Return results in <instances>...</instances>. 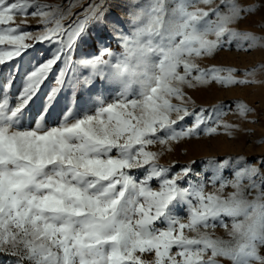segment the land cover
<instances>
[{
    "label": "snow or ice",
    "instance_id": "obj_1",
    "mask_svg": "<svg viewBox=\"0 0 264 264\" xmlns=\"http://www.w3.org/2000/svg\"><path fill=\"white\" fill-rule=\"evenodd\" d=\"M213 4L147 0L129 13L128 33L119 19L109 30V0L80 13L73 4L65 10L0 0V255L9 264H264V157L256 164L208 158L201 173L193 160L176 172L148 150L221 127L231 135L233 125L220 119L224 105L190 110L184 86L250 82L231 75L235 69L201 68L196 58L237 39L253 47L258 38L232 25L256 8L238 0ZM18 15L38 17L42 30H25ZM113 39L120 56L109 46ZM45 43L50 47L40 49ZM81 48L87 50L74 58ZM115 79L120 91L105 102ZM66 87L75 103L60 106ZM238 111L249 109L240 104ZM194 174L201 176L195 183ZM209 184L217 191L206 192ZM229 186L227 197L219 194ZM246 190L255 197L247 199ZM217 224L230 239L209 233Z\"/></svg>",
    "mask_w": 264,
    "mask_h": 264
},
{
    "label": "rangeland",
    "instance_id": "obj_2",
    "mask_svg": "<svg viewBox=\"0 0 264 264\" xmlns=\"http://www.w3.org/2000/svg\"><path fill=\"white\" fill-rule=\"evenodd\" d=\"M96 0H38L41 5H61L66 10L69 4H73V13H80L89 4L95 3ZM147 3V0H109V30H111L112 23L117 19L123 23L120 25L121 29L130 33L134 30L132 19L129 15L130 12L137 11L140 7ZM220 3V0H214L212 7ZM241 6H254L256 11L253 13L245 14L244 18L238 23L233 24L232 27L241 32H249L254 34L258 39L256 44L249 48L248 42L237 39L233 40L231 44H225L219 48L211 56H202L196 58V63L201 68L208 69L210 67H218L223 69H235L231 75L237 79H247L250 81L244 85H230L222 86L216 82H209L207 84H195L194 87L188 88L184 86V92L188 100V108L191 110L193 107L199 109L212 108L216 105H224V112L220 119L222 123L233 125L230 129L231 135L223 128L218 129V134L213 136L204 135L185 138L180 141H172L165 145L154 144L149 146L148 150L159 153L158 164L172 168L174 171L179 172L180 168L189 164L191 161H198L197 173H201L204 168L203 161L208 158H244L251 164H256L257 160L264 157V0H238ZM117 5H119L117 7ZM198 7L207 8L204 4H199ZM33 9H29L31 12ZM26 20V25L22 24ZM71 22V18L63 21L65 26ZM16 23L21 24L25 30L30 32H37L42 30L38 17H24L18 15ZM109 46L112 49L114 57L123 54L122 45L118 44L115 39L109 41ZM50 46L45 44L39 45L42 50L48 49ZM87 49L81 48L74 53V58L78 57L82 52ZM113 59V57H107ZM23 68H29L28 57H25ZM182 71V69H181ZM229 75L227 71L222 73ZM23 80L19 79L16 82V90L22 87ZM54 84V79L47 82L46 86L42 89L40 97L36 99L35 106L39 107L44 94ZM121 84L118 79L113 81V85L109 86L108 90L104 93L105 102H112L118 95ZM137 90L136 86H133ZM129 99L135 98V95L130 92ZM75 95L71 88H64L59 97L60 106L64 104H74ZM173 103L179 101L173 100ZM243 104L249 109L245 116H241L238 111V105ZM32 113H27V119H31ZM55 116V114H54ZM23 124V119L21 121ZM115 150L113 155H115ZM134 176H141L139 170H133ZM224 175L228 179H232L230 172H225ZM201 178L200 175L194 174L190 179L195 183ZM246 183V182H245ZM157 187L155 183L152 185ZM218 187V186H217ZM217 189L209 184L206 192H216ZM234 189L226 187L221 194L227 197ZM256 193L253 191L251 194L246 190L245 197L249 200L255 197ZM177 215L184 217L185 212L182 208L177 210ZM225 222L230 225L231 218H225ZM209 233L214 238L224 240L230 239L227 230L217 224L215 229H208ZM0 264H9V258L0 255ZM223 264H227L224 261Z\"/></svg>",
    "mask_w": 264,
    "mask_h": 264
}]
</instances>
